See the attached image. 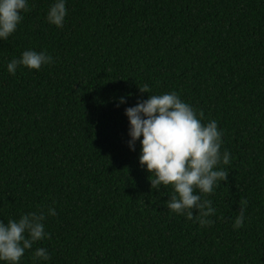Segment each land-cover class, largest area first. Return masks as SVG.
<instances>
[{
	"label": "trees",
	"instance_id": "1",
	"mask_svg": "<svg viewBox=\"0 0 264 264\" xmlns=\"http://www.w3.org/2000/svg\"><path fill=\"white\" fill-rule=\"evenodd\" d=\"M53 2L29 0L0 40V220L57 213L21 264L41 247L42 264H264V0H66L62 28ZM27 49L53 62L8 73ZM172 91L230 154L207 227L167 209L128 147L125 108Z\"/></svg>",
	"mask_w": 264,
	"mask_h": 264
},
{
	"label": "clouds",
	"instance_id": "2",
	"mask_svg": "<svg viewBox=\"0 0 264 264\" xmlns=\"http://www.w3.org/2000/svg\"><path fill=\"white\" fill-rule=\"evenodd\" d=\"M29 11V0H0V40H7L23 19L22 13ZM66 0H54L47 9L46 21L62 28L67 15ZM53 62L46 50H24L19 58L7 63L8 73L15 75L18 66L39 70ZM141 92H149L147 86ZM127 98H118L117 107ZM129 121L128 147L136 150L139 141V163L150 173L153 189L162 185L171 188L170 198L164 203L169 211L185 216L186 220L198 221L207 227L215 214L212 202L202 199L227 178V172L219 166L228 165L230 154L223 144L222 131L216 120L202 122L203 114L183 101L175 92L150 94L147 99H138L133 106L126 107ZM197 214H193V209ZM56 209L28 212L16 219L0 220V264H21L25 252L33 244L50 234L45 231L47 216H56ZM195 218V219H194ZM245 221L240 209L232 227L239 230ZM50 259L46 248L32 252L33 264H42Z\"/></svg>",
	"mask_w": 264,
	"mask_h": 264
},
{
	"label": "bare ground",
	"instance_id": "3",
	"mask_svg": "<svg viewBox=\"0 0 264 264\" xmlns=\"http://www.w3.org/2000/svg\"><path fill=\"white\" fill-rule=\"evenodd\" d=\"M248 39V38H247ZM235 48V47H234ZM207 50V49H206ZM254 52V51H253ZM260 200V199H259ZM168 246V245H167Z\"/></svg>",
	"mask_w": 264,
	"mask_h": 264
}]
</instances>
